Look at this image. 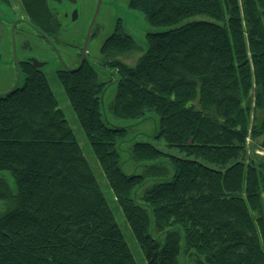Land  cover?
<instances>
[{
    "label": "trees",
    "instance_id": "1",
    "mask_svg": "<svg viewBox=\"0 0 264 264\" xmlns=\"http://www.w3.org/2000/svg\"><path fill=\"white\" fill-rule=\"evenodd\" d=\"M128 6L169 28L148 33L131 66L115 62L138 47L118 28L103 46L118 73L108 84L93 60L58 78L147 263L264 264V156L253 153L264 150V0ZM113 84V117L153 113L164 149L135 141L123 157L131 132L105 121L101 99ZM11 92L0 96V173L15 185L0 174V264H138L46 72L26 69Z\"/></svg>",
    "mask_w": 264,
    "mask_h": 264
},
{
    "label": "rangeland",
    "instance_id": "2",
    "mask_svg": "<svg viewBox=\"0 0 264 264\" xmlns=\"http://www.w3.org/2000/svg\"><path fill=\"white\" fill-rule=\"evenodd\" d=\"M102 1L103 2L101 4V8L99 11L100 13L96 21V25L99 22L102 24V27H103V29L101 28L102 34L99 37H97V39L93 40L89 46V50H90L89 56L97 64H100L105 59H107L106 57L107 55L106 56L103 55L104 44L102 43L107 38V36L111 34L110 32L113 31L115 27V24H116V21L114 19L115 12L116 14L124 18V20L126 21L128 32H131L133 34L136 40V43L138 44V47L130 51L129 53L115 54V62L121 61L126 65H130V66L134 65L140 59V57L143 55V53L146 50L147 34L150 33L151 31H162L164 29L169 28L168 26L157 27V26L150 25L148 21L145 20L144 14L141 11L133 10L128 7L129 0H123L119 2H113L109 0H102ZM84 3H83L84 9L86 12H89V13L85 16V19L82 22H80V25L77 26V28L80 29L81 31L79 33L80 37L77 39V42L79 44L84 43L83 32L85 31L88 25V23L86 22H88L90 13L91 12L93 13L95 5H97L98 1L87 0V1H84ZM8 13H9V9L7 7H4V6L0 7V16L4 17V20H5L6 15H8ZM3 14H6V15L3 16ZM187 21L188 20L186 19L182 23H178L174 26L181 25ZM95 28L96 26L94 27V29ZM64 35L67 38H70L71 35L74 36L73 32L71 33V35H68L65 32ZM10 39L11 37L8 36L7 38V35H5V37H2V38L0 37V51L1 50L3 51V57L0 58V94L11 91V89L15 87L17 84H19V86H22V84L24 83V74L23 73L21 74L20 71L17 70V68L15 67L14 60L12 59L13 56H12V52L10 48ZM21 40H24L25 43L23 46L27 50L31 48L32 44H33V47H36V44L38 46H41L40 40L37 39L36 37L35 39L32 38L33 40L32 44H31L30 38L29 40L24 39V38H22ZM17 48H18V52L20 53L19 55L21 56V48H20L19 43L17 45ZM8 50H10V52H8ZM44 56L46 58H49L48 55H45V53H43V54H38L39 58L37 59L43 61V59H45ZM8 62H10L9 63L10 65L7 64ZM43 69L45 70L47 74V78L50 82L52 90L57 96L60 108L63 110V112H65L66 118L70 126L72 127L74 133L76 134L79 143L82 145L84 155H86L90 165H92L93 171L95 175L97 176L101 187L104 189L106 197H108L110 205L113 208L115 218L118 220L120 228L123 231L125 240H127V242L129 243L131 247V251H133L136 262H138V264H148L145 258L144 251L142 250L141 246L138 244L135 238L133 229H131L127 219L125 218L123 214L122 208L119 207L118 202L115 200V197L111 190V186H109L108 180L106 176L104 175L103 169L101 165L99 164L96 158V155L93 153L90 143H88L87 136L84 133L82 126L77 119L76 113L71 106L66 90H64L60 79L55 74L56 69L50 68L49 65L44 66ZM106 73L107 74L105 76L100 75V79L102 81L107 82V84L110 83V79H113L114 81L115 76H117L118 74L114 70L113 71L106 70ZM117 89L118 87H116V85L114 84L110 85L108 91L104 94L103 99H104V104H105L104 107L106 110V118L110 122V124L120 126V127L122 126L129 127V131L131 132L129 134V137L126 139L127 142H129V144H126V145L124 144L123 146L125 149V153L123 157L125 158L128 157V153L126 151L129 150L130 147L133 146V143L135 141L151 140L155 143V145L159 146V148L164 149V147L159 142H157V140L155 142L154 137H152V135L155 134L156 127L158 125L156 123L157 119L153 113H149L148 118L144 119V121L126 120V119L121 120V119H116L115 117H113V114L112 112H110L109 109L111 108V104L114 101V97L116 95ZM253 153L254 155H257V156H264V150L259 149V148H255L253 150ZM134 167H135V163H130V162L126 163V170L128 172H133ZM7 177H8L7 179L9 180L10 184L15 189L14 181L11 179L9 175H7ZM184 260H186V262L191 261L193 263L195 259H193V257L188 256L186 254L184 257Z\"/></svg>",
    "mask_w": 264,
    "mask_h": 264
},
{
    "label": "flooded vegetation",
    "instance_id": "3",
    "mask_svg": "<svg viewBox=\"0 0 264 264\" xmlns=\"http://www.w3.org/2000/svg\"><path fill=\"white\" fill-rule=\"evenodd\" d=\"M84 1L0 0V7L4 6L9 9L8 15L3 14V16L6 15L5 20L4 17L0 16V37H5V35H7V38L8 36L11 37L10 48L13 56L12 59L14 60L15 67L17 68V70H20L24 74V77L26 74V69L32 67L36 68L31 59L33 57L39 58L38 54L45 53V55H48L49 58H46L44 56L45 59H43V61H40L45 62L44 66L49 65L50 68H55V74L58 77L59 74L65 75V73L67 72H73V70L81 68V66L87 63L89 60L92 61V58L89 56V46L93 40L97 39V37L102 34L101 32L103 27L100 22L97 23L96 28L92 32L93 35L88 44L89 46L86 51V58L84 56L85 41L88 36V30L92 24L91 22L96 15V9L99 5V2L101 1L102 3L103 1L96 0L98 1V3L97 5H95L93 13H90L89 20L88 22H86L88 23L87 28L83 32L84 43L79 44L77 42V39L80 37L79 33L81 31L77 28V26L80 25V22H82L85 19V16L89 13L84 9ZM109 1L119 2L123 0ZM38 3L45 9L41 14H38L35 8V5H38ZM114 19L116 21L115 27L102 44H105L108 38H110L111 35H113L121 26H124V28L128 31L126 21L124 20V18L116 14V12ZM13 30L16 37L15 48L12 37ZM65 32L68 35H71V33L73 32L74 36L71 35L70 38H67L64 35ZM35 37L40 40L41 46H38L36 44V47H33L32 38L35 39ZM22 38L27 40H29L30 38L32 46L31 48H29V50L24 48L23 45L25 42L24 40H21ZM18 43L20 44L21 48V56L19 55L20 53L18 52L17 48ZM8 52H10V50H8ZM2 57L3 51L1 50L0 58ZM9 63L10 62H8L7 64ZM102 64L103 62H101L100 64L102 68L109 71L108 69H106V67L103 66L104 64ZM40 70L43 71L44 69L41 68Z\"/></svg>",
    "mask_w": 264,
    "mask_h": 264
},
{
    "label": "water",
    "instance_id": "4",
    "mask_svg": "<svg viewBox=\"0 0 264 264\" xmlns=\"http://www.w3.org/2000/svg\"><path fill=\"white\" fill-rule=\"evenodd\" d=\"M101 1L99 2V5H98V7H97V9H96V16H95V18L93 19V21H92V24H91V26H90V28H89V30H88V36H87V38H86V41H85V49H84V56H85V58H86V51H87V48H88V44H89V41H90V39H91V37H92V32H93V30H94V27L96 26V21H97V19H98V16H99V10H100V8H101ZM12 37H13V43H14V48H15V35H14V30H13V32H12ZM32 62H33V64H34V66L36 67V68H39V69H41V68H43V66H44V64H45V62H41L40 60H38L37 58H35V57H33L32 59ZM82 64V63H81ZM20 71V70H19ZM73 71H76V70H73ZM20 73L22 74V72L20 71ZM25 78V77H24ZM18 87H20L19 86V84H17L15 87H13L12 89H11V91H13V90H15L16 88H18ZM108 89H105V92L107 91ZM11 91H9V92H6V93H1L0 94V96L2 95V94H8V93H12ZM103 97H104V94H102L101 95V99H102V106H103V110H104V114H105V121H107V123L108 124H110V122L107 120V118H106V110H105V107H104V99H103ZM116 126V125H115ZM2 176H6V178H8L7 177V175L4 173H0Z\"/></svg>",
    "mask_w": 264,
    "mask_h": 264
}]
</instances>
